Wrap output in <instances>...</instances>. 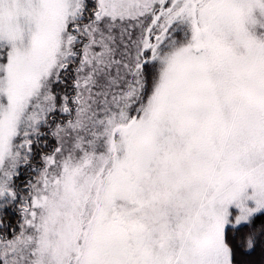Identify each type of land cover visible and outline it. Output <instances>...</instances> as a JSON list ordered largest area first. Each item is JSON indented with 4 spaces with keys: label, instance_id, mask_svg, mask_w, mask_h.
Segmentation results:
<instances>
[{
    "label": "snow or ice",
    "instance_id": "6c2138e0",
    "mask_svg": "<svg viewBox=\"0 0 264 264\" xmlns=\"http://www.w3.org/2000/svg\"><path fill=\"white\" fill-rule=\"evenodd\" d=\"M0 264H264V0H0Z\"/></svg>",
    "mask_w": 264,
    "mask_h": 264
}]
</instances>
